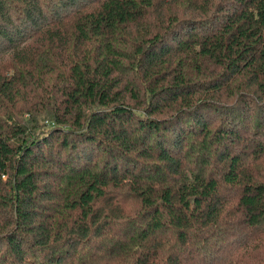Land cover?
Returning <instances> with one entry per match:
<instances>
[{
    "label": "trees",
    "instance_id": "obj_1",
    "mask_svg": "<svg viewBox=\"0 0 264 264\" xmlns=\"http://www.w3.org/2000/svg\"><path fill=\"white\" fill-rule=\"evenodd\" d=\"M0 264H264V0H0Z\"/></svg>",
    "mask_w": 264,
    "mask_h": 264
}]
</instances>
